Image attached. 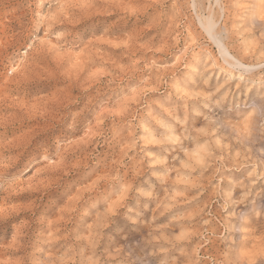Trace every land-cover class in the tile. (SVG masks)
I'll return each instance as SVG.
<instances>
[{
  "label": "rangeland",
  "instance_id": "374dc122",
  "mask_svg": "<svg viewBox=\"0 0 264 264\" xmlns=\"http://www.w3.org/2000/svg\"><path fill=\"white\" fill-rule=\"evenodd\" d=\"M193 1L0 0V264H264V0L249 74Z\"/></svg>",
  "mask_w": 264,
  "mask_h": 264
},
{
  "label": "bare ground",
  "instance_id": "6f19581e",
  "mask_svg": "<svg viewBox=\"0 0 264 264\" xmlns=\"http://www.w3.org/2000/svg\"><path fill=\"white\" fill-rule=\"evenodd\" d=\"M213 1L214 2H212V0H210L207 15L205 13L202 14V12L201 13L198 12V9L200 8V7H198L199 3L197 0L193 1L194 9L198 15L199 24L201 25L202 29L210 36V38L213 40V42L217 45L219 52L223 58V61H225V63L229 67L234 68L236 70H241L247 74L253 72L257 68V66L255 64H249L248 62L244 61L241 57L234 55L233 52L231 51V49L229 48L230 46L227 43L226 38L222 34H220L221 33L219 31L220 17H221L220 10H221V12L224 11L223 1L222 0H213ZM213 3L215 4V9H214ZM256 4H257V2H256ZM217 7H218V10L216 9ZM254 13H257V12H254ZM258 21H260V20H258ZM227 36L229 37L228 33H227ZM248 50H249V48H248ZM242 262H243V260H242Z\"/></svg>",
  "mask_w": 264,
  "mask_h": 264
}]
</instances>
